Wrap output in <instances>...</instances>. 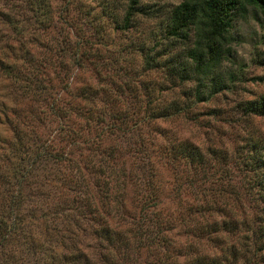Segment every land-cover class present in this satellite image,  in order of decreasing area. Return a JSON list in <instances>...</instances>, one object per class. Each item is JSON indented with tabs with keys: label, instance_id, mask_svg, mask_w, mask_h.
<instances>
[{
	"label": "trees",
	"instance_id": "1",
	"mask_svg": "<svg viewBox=\"0 0 264 264\" xmlns=\"http://www.w3.org/2000/svg\"><path fill=\"white\" fill-rule=\"evenodd\" d=\"M3 1L12 15L23 18L28 11L18 22L0 11L13 24L10 40L27 54L42 52L36 63L1 59L0 69L24 87L37 81L33 100L47 125L42 135L36 114L24 123L16 109L3 113L15 129L12 139L0 140V264H8L3 248L20 232L24 199L54 181L53 195L83 187L80 202L71 200L81 218L92 220L89 230L81 227L90 237H74L67 247L75 264H264V139L247 135L244 154L234 161L219 146L199 145L155 124L190 119L197 104L244 80L238 22L258 13L264 24V0H175L157 40L127 42L138 66L123 64L112 75V55L102 56L104 42L79 24L70 3L54 10L52 0ZM142 1L105 11L111 29L124 32L137 16L152 18ZM31 20L48 43L39 46L26 36L21 24ZM49 68L56 96L48 94ZM149 73L159 74L158 81L144 82ZM234 107L241 116H264V94L240 98ZM221 113L211 108L205 115ZM46 172L55 179L41 183Z\"/></svg>",
	"mask_w": 264,
	"mask_h": 264
},
{
	"label": "rangeland",
	"instance_id": "2",
	"mask_svg": "<svg viewBox=\"0 0 264 264\" xmlns=\"http://www.w3.org/2000/svg\"><path fill=\"white\" fill-rule=\"evenodd\" d=\"M63 1L70 3L69 12L79 15L78 22L82 27L86 26L90 33L95 34L97 31L96 37L104 42L106 50L102 56L112 55V59H114L111 62V75L123 64L129 68L138 66V54L131 47H126L127 42L133 40L134 43L144 42L150 45L157 40L162 34L161 29L166 17V10L175 3V0H143L142 6L145 10L153 12L152 18L139 15L132 28L120 32L111 29V24L103 13L107 10L118 11L124 6L125 0H52V9L57 10L63 5ZM1 2L4 4H0V11L3 14H9L8 17H11L13 22H18L22 18L19 15H12L13 11L8 9L7 4L5 6L6 2L3 0ZM27 16L28 11L24 12L22 19ZM4 18L0 13V60L2 59L4 63L8 64L14 61L20 62V60L36 63L38 60L36 52L38 50L42 52V49L32 48L35 53L31 51L30 54H27V48L16 47L10 40L13 38V24L4 22ZM259 18V14L255 13L254 16L250 14L238 22L240 33L245 39L236 48L243 63L241 71L244 80L236 82V87L232 92H225L205 103L197 104L189 117L190 119L176 117L168 120H156L155 124L160 129L168 130L169 133L177 137L188 138L199 145L211 143L219 146L228 153V159L234 161L244 154V150L240 146L244 144L243 141L247 135L259 136L264 139V116H241L234 107L235 102L240 98H252L264 94V24L259 22ZM21 25L26 36L31 37L30 40L34 44L37 43L40 46L48 43V39L42 37V34L37 31L38 25L35 22L31 20L30 24L22 23ZM55 33H51L50 36ZM9 45H12L13 48L10 49ZM54 71L56 72V70ZM45 74L47 78L51 79L50 86H53L48 94L56 96L60 91L56 77L51 74L50 68ZM158 79L159 74L149 73L144 75L143 81L155 83ZM37 84V81L32 79L29 85L24 87L25 84L21 80L14 79L13 81L11 74H4L0 69L1 142L5 143L13 137L15 128L12 125L14 122L9 124L3 115L4 112L9 115L10 109H16L20 116L19 119L24 123L34 121L35 116L32 117V115L36 114L39 121L35 127L38 132L44 135L46 126L44 128L41 126L47 125V120L40 114L39 102L33 100V95L39 92V90H35ZM72 84L76 85L75 77L72 78ZM211 108L222 113L213 118L205 115ZM52 124H50L51 127ZM27 129L24 128V130ZM29 136L33 137L32 134ZM1 142L0 145H3ZM49 177L54 181L55 176L51 172H46L44 178L41 177V183L50 182L45 180ZM86 180L89 179L86 178ZM54 183L49 185L51 187H47L45 184V186L34 188V195L26 197L21 204L17 218L20 232L12 237V240L3 248L4 259L6 258L5 261L8 264H75V259L67 254V247L74 242V237H77V240L80 236L83 237V234L86 238L90 237L88 233L82 232L81 234V227L86 231L89 230L87 228L92 226V220L88 215L85 217L87 219L81 218L77 214L80 209L77 202L71 200L73 197L82 198L83 187L73 191V194L66 192L67 196L58 195L59 192L53 195ZM88 184L90 185V183ZM51 193L52 195L46 198L47 194ZM59 196L62 200L65 199V202H62ZM57 197L59 198L56 199ZM68 197L70 198L68 199Z\"/></svg>",
	"mask_w": 264,
	"mask_h": 264
}]
</instances>
